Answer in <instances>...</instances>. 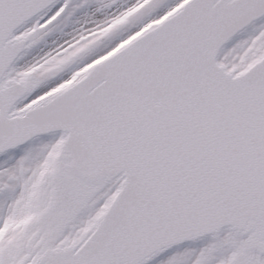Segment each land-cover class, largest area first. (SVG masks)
I'll return each mask as SVG.
<instances>
[{"label": "snow or ice", "instance_id": "6c2138e0", "mask_svg": "<svg viewBox=\"0 0 264 264\" xmlns=\"http://www.w3.org/2000/svg\"><path fill=\"white\" fill-rule=\"evenodd\" d=\"M0 264H264V0H0Z\"/></svg>", "mask_w": 264, "mask_h": 264}]
</instances>
